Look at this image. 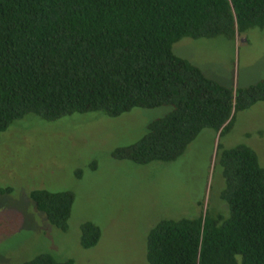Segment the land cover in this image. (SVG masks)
<instances>
[{
	"label": "trees",
	"instance_id": "obj_1",
	"mask_svg": "<svg viewBox=\"0 0 264 264\" xmlns=\"http://www.w3.org/2000/svg\"><path fill=\"white\" fill-rule=\"evenodd\" d=\"M264 29V0H0V133L20 120L54 122L171 107L136 144L113 153L137 165L172 163L206 129L229 132L238 112L264 102V80L234 91L173 47L184 38L235 39ZM225 213L166 220L147 239L149 264H264V168L241 145L221 149ZM66 232L74 195L33 191ZM85 249L101 230L82 226ZM22 264H74L41 254Z\"/></svg>",
	"mask_w": 264,
	"mask_h": 264
},
{
	"label": "rangeland",
	"instance_id": "obj_2",
	"mask_svg": "<svg viewBox=\"0 0 264 264\" xmlns=\"http://www.w3.org/2000/svg\"><path fill=\"white\" fill-rule=\"evenodd\" d=\"M173 52L234 91L264 80V29L235 39L184 38ZM171 110L137 108L117 118L77 114L54 122L31 117L0 133V264L41 254L74 264H149L147 239L162 221L207 212L228 217L221 149L247 146L264 168V102L238 112L221 138L204 130L175 162L142 166L114 158ZM39 190L74 195L66 232L38 211L31 193ZM88 222L100 228L101 239L85 249L81 229Z\"/></svg>",
	"mask_w": 264,
	"mask_h": 264
},
{
	"label": "water",
	"instance_id": "obj_3",
	"mask_svg": "<svg viewBox=\"0 0 264 264\" xmlns=\"http://www.w3.org/2000/svg\"><path fill=\"white\" fill-rule=\"evenodd\" d=\"M221 133H222V130L219 132V136L221 135Z\"/></svg>",
	"mask_w": 264,
	"mask_h": 264
}]
</instances>
